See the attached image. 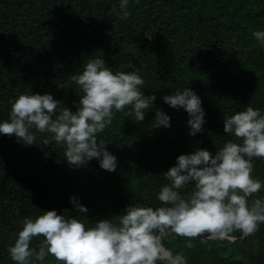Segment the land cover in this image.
Returning a JSON list of instances; mask_svg holds the SVG:
<instances>
[{"label": "trees", "instance_id": "obj_1", "mask_svg": "<svg viewBox=\"0 0 264 264\" xmlns=\"http://www.w3.org/2000/svg\"><path fill=\"white\" fill-rule=\"evenodd\" d=\"M128 10L125 20L120 0H0V123L9 120V102L21 94H51L75 112L83 93L68 78L94 58L114 73L135 64L143 94L155 95V108L171 117L164 129L156 127L154 110L140 123L115 113L97 137L117 158L111 173L95 159L73 168L62 146L43 143L51 134L32 129V146L0 134V264H14L8 248L25 217L55 210L93 226L132 203L159 207L157 195L170 183L163 174L178 156L197 149L215 155L234 139L224 132V118L249 105L264 115V47L253 36L264 31V0H129ZM185 88L201 98L205 112L204 131L195 137L185 110L162 99ZM252 162L253 178L262 182L255 198L264 199V159ZM179 191L187 194L192 186ZM72 197L88 209L86 217L74 211ZM233 235L231 243L196 238L192 249L186 238L164 243L174 254L183 252L187 264H264V224L254 235ZM43 264L56 261L49 255Z\"/></svg>", "mask_w": 264, "mask_h": 264}, {"label": "clouds", "instance_id": "obj_2", "mask_svg": "<svg viewBox=\"0 0 264 264\" xmlns=\"http://www.w3.org/2000/svg\"><path fill=\"white\" fill-rule=\"evenodd\" d=\"M138 2V0H137ZM129 0H120L123 19H128ZM264 47V31L253 32ZM131 71L113 72L104 59L94 58L68 79L83 95L75 112L61 107L62 101L51 94H21L10 101L9 120L0 123V134L15 136L32 146L36 135L51 134L43 143L54 141L65 149L64 156L73 168L86 166L93 159L101 169L115 172L117 158L108 150L98 134L104 132L115 113L134 116L139 123L150 110L155 111L157 128H170L171 117L156 109L155 95L145 96L141 89L145 81L135 64ZM58 88L65 81H55ZM163 102L188 114L189 135L204 131L206 123L202 100L189 88L166 95ZM126 108L131 111L125 112ZM224 132L234 137L227 140L215 155L206 149L178 156L175 166L163 175L170 183L160 189L159 207L132 203L118 216L86 226L84 220L66 217L55 210L36 217H25L22 230L8 248L14 264H43L49 255L56 264H187L183 252L174 254L165 246L177 237L186 238V248L192 240L234 242L233 233L242 237L254 235L264 224V199L255 198L262 182L253 178V159H264V115L247 106L223 120ZM239 141V142H237ZM192 186L182 194L181 189ZM254 197V199H250ZM251 200V203H250ZM76 213L86 217L88 209L77 197L70 198ZM113 218L115 222H113ZM43 237L38 248L31 247L34 238Z\"/></svg>", "mask_w": 264, "mask_h": 264}, {"label": "water", "instance_id": "obj_3", "mask_svg": "<svg viewBox=\"0 0 264 264\" xmlns=\"http://www.w3.org/2000/svg\"><path fill=\"white\" fill-rule=\"evenodd\" d=\"M242 238H244V237H242Z\"/></svg>", "mask_w": 264, "mask_h": 264}]
</instances>
